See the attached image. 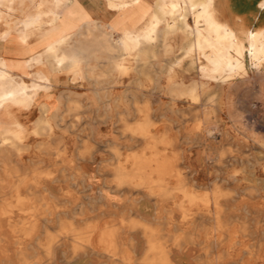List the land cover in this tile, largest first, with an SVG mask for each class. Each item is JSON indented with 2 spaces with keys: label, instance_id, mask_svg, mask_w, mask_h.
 Here are the masks:
<instances>
[{
  "label": "bare ground",
  "instance_id": "1",
  "mask_svg": "<svg viewBox=\"0 0 264 264\" xmlns=\"http://www.w3.org/2000/svg\"><path fill=\"white\" fill-rule=\"evenodd\" d=\"M189 1L193 10L200 5ZM211 1L194 15V26L185 15L181 25L167 24L165 54L172 52L170 33L182 32L184 43L165 67H145L157 57L147 51L158 39L155 11L142 32L114 38L100 29L95 39L109 51L97 59L107 67L89 69L87 94H56L48 75L16 78L0 58V264H182L185 255H195L194 264H264V229L259 236L250 228L264 224V130L255 122L245 62L248 53L263 74L264 28L239 39L214 18ZM180 9L171 3L172 15ZM124 54L143 66H126ZM53 55L57 64L71 60L63 70L74 74L73 84L84 79L78 57ZM186 59L188 81L174 69ZM132 71L145 79L121 82ZM131 111L138 115L133 122ZM101 148L115 161L95 166ZM78 158L83 162L74 164ZM26 159L36 162L26 166ZM72 173L77 190L69 189ZM110 190L127 196L121 213L107 200ZM101 200L107 210L95 213ZM104 214L114 218L103 221Z\"/></svg>",
  "mask_w": 264,
  "mask_h": 264
},
{
  "label": "crops",
  "instance_id": "2",
  "mask_svg": "<svg viewBox=\"0 0 264 264\" xmlns=\"http://www.w3.org/2000/svg\"><path fill=\"white\" fill-rule=\"evenodd\" d=\"M41 1L40 25L37 27L32 23L38 18L33 8V0H0V13L11 14L8 6L18 9V11L20 9L24 10V14H14L9 19L8 24L0 21V47L2 46L0 48V58L5 61L7 71L16 78L30 80L40 74L48 75L54 84L53 88L56 94L67 92L69 88L77 94H87L90 89L89 85L93 82L89 75V69L107 67L106 59H97L98 52L109 51L104 46L98 45L95 39V35L100 29L111 32L114 38L122 36L125 31L142 32L154 23L157 13V17L161 21L157 25L154 36L158 39L150 43L152 46L147 51L159 53V59H149V63L145 67H165L166 62L174 60L175 55L180 51V46L184 43L182 32L170 33V39L166 42L174 45V51L167 56L163 54L165 50L162 44L164 43V30L167 24L177 23L181 25L179 18L185 15L188 25L190 27L194 26V15L202 11L203 4L208 0H193L200 4L194 10L190 7L189 0ZM262 1L212 0L210 11L217 21L232 29L239 39L245 40L248 32L264 28V5H262ZM172 2H178L181 5L179 16L177 13L174 15L170 13ZM199 26L201 28L206 26L204 20L200 21ZM246 27H248V30ZM177 29L180 30L181 28L178 27ZM54 50L58 55L66 54L70 57L73 55L78 57L79 67L85 69L84 79H77V84H73L74 74L63 70V68L73 67L71 60L68 59L63 64H57L53 55ZM124 56L127 58L122 59V62L126 66L136 69L143 66L141 64L142 60L135 57H133L134 60H129L128 55L124 54ZM36 57H39V60L35 61ZM98 61L100 62L99 65ZM189 66V60L187 59L180 65H175V76L177 78L183 76L185 81H188L190 74L186 70ZM158 77L154 76V78ZM119 78L125 84L145 79L138 71H132L128 75L119 76ZM154 82H164V79H156ZM65 83L67 85H64ZM75 96L73 98H76ZM85 97L86 95H83L80 99ZM131 112L138 118L134 111ZM131 112H127L126 115ZM23 115L26 116L27 112H23ZM38 115L36 109L28 123H31Z\"/></svg>",
  "mask_w": 264,
  "mask_h": 264
},
{
  "label": "rangeland",
  "instance_id": "3",
  "mask_svg": "<svg viewBox=\"0 0 264 264\" xmlns=\"http://www.w3.org/2000/svg\"><path fill=\"white\" fill-rule=\"evenodd\" d=\"M39 2H42V1L41 0H37V1L36 0H33V3H32L35 12L38 15V18L36 20H34V23L33 22L32 23H33V25H37V27L40 25L39 18L41 16V12H40L41 11V7L40 8L38 7ZM8 9L11 11V14H7L6 15L4 13H0V21H4L7 24L10 21L9 19L12 18V16H14V14H24V10H22V9H20L18 11V9L12 8L11 6H8ZM169 39H170V36L168 37V40ZM173 46L174 45H172V51H174V47ZM163 53L165 54V51ZM170 53H172V52H170ZM170 53H167L166 56L168 54H170ZM158 55H159V53H157V57L156 58H153V59H159ZM133 57L134 56L131 55L128 58H129V60H134ZM147 60H148V58H147ZM245 62H246V66H247V69H248V72H249V74L246 77L247 78V81H248V85L247 86H248V89L250 90L249 93L254 96V103L256 105V106H254L255 107L254 109L256 110V111L255 110L254 111L257 112L255 122H256V125H257L258 130H261L262 128L264 130V119H263V116H264V82H263V80H264V78H263L264 77V65L262 67L263 74L260 75L253 68V63L250 60V57H249V54L248 53H246V55H245ZM235 92H236L237 96H239L240 98H242L241 99L242 102L239 105L240 108L241 109H245V107H246V103L245 102L247 100V97H245L246 96V94H245V88L243 86H239L236 89ZM91 117L92 116H90V118ZM127 118H128L129 121L133 122L137 118V116L131 112L129 115H127ZM189 123H191V122H189ZM105 149L104 148H101L100 150L99 149L97 150L96 157H95V160H94V165L95 166H97L102 160H107L108 162L110 161L111 163L115 161L114 157L107 150L105 151ZM203 149H205V147L202 148V146H197V147H195L194 151L195 152L196 151L200 152V151H204ZM46 160H47V158H46ZM48 160H49V163L52 162V160L50 158ZM82 160L83 159H79L78 158V159L75 160L76 162L74 164H81L83 162ZM1 161L3 162V159L2 158L0 159V166H2V162ZM34 162H36V161L30 160V159H26V163L24 165H26V166H32L34 164ZM74 175L75 174H73V173L68 175V178L70 177L69 180L71 181V182L69 181L70 182L69 189H71V190H74V188H75V190L78 189L77 183L79 182V180H77V178H75ZM64 183L65 182H58V184L60 186H62ZM64 185L66 186L67 184L65 183ZM256 195H257V199H256L257 201H263V199L261 198V196H259V193H256ZM126 199H127V196L125 194L122 195V192L121 193H117L115 191H111L110 190L109 191V199H107V200H109L110 202L113 203L114 208H113V205H111V207H109V208L111 210L113 208V210L116 213H121L123 211V209H126L127 208V204L125 203ZM95 207H96L95 208L96 209L95 213L96 212H99L102 207L103 208L101 209V211H104L103 213H105V210H107V207L108 206H107V202H105L104 200H101V201H99L95 205ZM145 207L147 208V210H146ZM150 208H151V206H150L149 203H146V204L143 205V210H145V212L146 211H149ZM121 209H122V211H121ZM111 218L113 219L114 217H112V215H109V214L108 215L107 214H104L103 221H106V220L107 221H111L112 220ZM261 224H262V226H264L263 223H261ZM262 226L260 228L256 229V226L254 225L253 222L250 224L251 230L254 231L255 235H259L260 234L259 236H263V229L264 228ZM258 230H260V232ZM185 256L181 258L182 259V261H181L182 264H194L193 263V260H194V256L195 255H185Z\"/></svg>",
  "mask_w": 264,
  "mask_h": 264
}]
</instances>
